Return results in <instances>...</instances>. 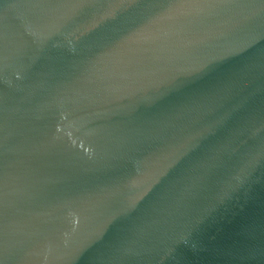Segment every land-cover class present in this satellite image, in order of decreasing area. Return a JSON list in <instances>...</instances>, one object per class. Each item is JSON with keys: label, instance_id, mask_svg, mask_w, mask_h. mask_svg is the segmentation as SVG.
Wrapping results in <instances>:
<instances>
[{"label": "water", "instance_id": "95a60500", "mask_svg": "<svg viewBox=\"0 0 264 264\" xmlns=\"http://www.w3.org/2000/svg\"><path fill=\"white\" fill-rule=\"evenodd\" d=\"M0 264H264V0H0Z\"/></svg>", "mask_w": 264, "mask_h": 264}]
</instances>
